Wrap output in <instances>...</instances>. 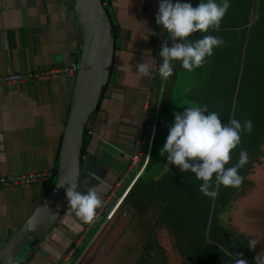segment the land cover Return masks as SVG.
<instances>
[{
	"label": "crops",
	"instance_id": "crops-1",
	"mask_svg": "<svg viewBox=\"0 0 264 264\" xmlns=\"http://www.w3.org/2000/svg\"><path fill=\"white\" fill-rule=\"evenodd\" d=\"M159 2L160 0L102 1L113 23V34L118 36L114 42L112 79L90 120V128H86L91 133L84 135V147L92 158L97 155L94 165L97 173L92 175L93 180L89 179L86 187H99L104 207L98 210V218L91 224L84 223L71 211L64 212L45 239L38 244V248L29 257H21L19 264H79L90 246H99L102 239L105 240L104 246L109 245L106 236L100 240L97 238L108 221L106 214L131 182L133 183L128 191L133 187L124 195L119 206L129 198L137 199L138 189L143 184L141 178L147 169L144 168L141 178L139 176V179L132 181L137 170L130 164V157L134 151V140L146 92L150 88L155 104L159 94L158 84L162 81L157 79L151 83L149 77L140 78L136 72L137 65L144 60L151 66L153 64L160 27L156 23ZM181 2L191 3L195 7L200 0ZM241 2L242 0L237 3L238 8ZM251 10L254 12L252 23H249L248 14V23L240 25L238 11L230 6L221 22L220 31L226 43L232 45L240 40L246 27L253 25L245 55L246 58L255 60L262 40L260 25L264 27V0H252L249 12ZM228 30L234 31L233 42L228 33L226 36L224 34ZM152 32L155 34L152 35ZM211 32L213 31L208 33ZM145 35L147 39L143 38ZM202 37L203 33L198 32L191 39ZM168 43L169 46L172 45L171 40ZM81 47L74 0H0V74L59 70L73 63L77 66ZM183 71L185 69L177 61L172 77L163 81L165 91H162L160 98L162 96L169 107L175 108L172 97H175L178 74ZM247 71L248 67L243 68L241 101L245 98ZM76 72L77 70L73 75L0 85V136L3 137L0 140V175L31 174L43 171L51 164L56 166ZM191 73L188 72L187 88H191ZM184 92L186 99L183 102L190 105L188 92ZM234 150L240 151L239 145ZM262 150L263 155L248 174L251 184L231 201L228 211L218 215L214 234L220 239L228 237V234L226 236L221 231L220 225L228 226L234 233L238 231L250 235L251 231V234H257L258 227L253 226L252 221H256L253 217L261 209L264 199V147ZM234 165L230 162L226 168ZM53 179L0 188V245L33 213ZM140 198L144 197L138 199ZM134 212L135 217L125 231L131 228L135 232L149 229L152 216L147 217V224L144 225L141 214L145 211L140 214ZM93 255L88 258L91 260L90 264L93 262Z\"/></svg>",
	"mask_w": 264,
	"mask_h": 264
},
{
	"label": "trees",
	"instance_id": "trees-1",
	"mask_svg": "<svg viewBox=\"0 0 264 264\" xmlns=\"http://www.w3.org/2000/svg\"><path fill=\"white\" fill-rule=\"evenodd\" d=\"M229 1L231 8H234L239 13V24H247L252 0H242L240 8L237 6L240 0ZM233 27H230V29ZM252 28L253 25L250 26L249 34ZM246 29L247 27L242 32L238 42L232 41L233 30L224 32L225 36L227 33L230 35L229 39L233 44L231 45L227 41L228 43L225 46L215 48L214 54L206 58L203 66L196 68L191 73V91L187 94V98L191 101L190 105L207 104L209 111L218 112L224 123H227L229 118ZM260 31L262 40L259 45L257 58L250 60L245 55L243 68L248 67L245 77V98L241 101L242 96L240 95L239 87L234 110V118L241 122L250 119L253 123L252 132L242 134L241 143L239 144L240 150H246L249 156V162L239 170V174L244 177L242 185L239 188H226L223 185H219L212 222L208 237H206L205 230L212 198L203 195L200 191L202 181L197 180L194 173H182L179 166L169 164L167 161L165 168L162 169L161 174L157 178L143 180L142 187L138 189L139 195L137 199L134 200L133 198L129 202L130 207L138 210L145 208L147 204L146 211L141 214V222L144 225L147 224V217L152 216L149 220L150 224H148V232L149 230L151 231V233L149 232L150 236L144 242L139 258L133 264H159L162 261L163 263L161 264H166L167 254L155 234L157 228H166L174 236V245L182 257L183 264H227V257L219 247L223 246L224 241L214 234L218 225L217 218L222 212L228 211L231 201L236 196L241 195L242 191L251 184L248 174L263 155L264 27L261 25ZM200 35L202 36V34ZM203 35L221 37L222 33L221 31H213L211 33H203ZM190 105L188 103L186 105L183 102L182 106L179 105L172 108L168 106L161 96L156 118L159 129L154 133L153 153L152 156L150 155L151 158L148 160L147 168L145 167L147 170L143 174L148 171L150 165L156 166L160 160L165 163L167 156L160 155V149L166 142L170 126L174 123V113H182ZM83 139H85V136H83ZM158 140L161 141L158 142ZM84 152L87 155V164H90L92 157L86 153L85 147ZM239 153L240 151L233 150L230 162L236 164L239 160ZM143 174L138 177L141 178ZM86 180L88 181L87 184L85 183ZM79 183L83 191V188L89 183V178L81 176ZM139 197L144 198L138 199ZM142 200L146 202L143 203ZM140 205L141 208H138ZM220 229L227 236V227L220 225Z\"/></svg>",
	"mask_w": 264,
	"mask_h": 264
},
{
	"label": "clouds",
	"instance_id": "clouds-1",
	"mask_svg": "<svg viewBox=\"0 0 264 264\" xmlns=\"http://www.w3.org/2000/svg\"><path fill=\"white\" fill-rule=\"evenodd\" d=\"M229 8V0H220L219 3L217 0H200L195 7L181 0L175 3L173 0H160L156 23L162 32L168 34L159 53L163 62L159 65L158 75L163 81L174 74L175 62L179 61L183 69L193 72L203 66L215 48L226 45V41L218 36L203 35L197 40L191 37L198 32L220 31ZM143 38L147 39V35ZM169 40L172 41L171 46ZM137 69L138 77H151L153 69L146 60L139 63ZM190 91V87L186 89V92ZM252 130L250 119L241 122L233 117L224 123L218 112L209 111L207 104H193L182 113H174V123L169 128L160 155H166L168 163L179 166L182 173H194L196 179L202 181L200 191L203 195L215 198L214 186L239 188L242 185L244 177L239 170L249 162L247 151L240 150L239 160L234 166L226 168V165L231 160V152L241 143L242 134H249ZM66 184L69 185L65 189L67 211L73 212L86 224L93 223L98 218V210L104 207L99 187L93 185L81 191L77 182L59 183V186ZM255 244V240L249 241V247ZM236 264H247V261L238 259Z\"/></svg>",
	"mask_w": 264,
	"mask_h": 264
},
{
	"label": "water",
	"instance_id": "water-1",
	"mask_svg": "<svg viewBox=\"0 0 264 264\" xmlns=\"http://www.w3.org/2000/svg\"><path fill=\"white\" fill-rule=\"evenodd\" d=\"M102 1L74 0L82 47L77 61V72L55 166L54 180L33 213L0 245V264H19L21 257H29L54 225L57 224L61 215L67 211L68 204L65 189L69 185L66 184L64 187H60L59 183L77 182L80 185L79 178L81 176L92 179V175L97 173V169H94L93 166L97 162V155L91 159L90 164L84 163L81 157L85 143L83 136L86 133V128H90V120L112 79L114 42L116 36H118L113 34V23L106 8L102 5ZM253 15L254 12L251 10L249 12V23H252ZM249 27L245 34L228 122L234 117L243 74ZM218 187L214 186L216 192H218ZM80 189L82 191L81 185ZM215 200L216 197L212 198L210 204L205 230L206 237L209 234ZM104 245L105 240L103 239L94 254L101 250ZM90 261L88 260L85 264H90Z\"/></svg>",
	"mask_w": 264,
	"mask_h": 264
},
{
	"label": "rangeland",
	"instance_id": "rangeland-1",
	"mask_svg": "<svg viewBox=\"0 0 264 264\" xmlns=\"http://www.w3.org/2000/svg\"><path fill=\"white\" fill-rule=\"evenodd\" d=\"M159 80L162 82L158 84L159 94L156 99L155 110L152 114V121L150 122L151 126H155V131L159 129L156 118L158 106L161 100L160 87L164 84L161 78H159ZM188 80L189 76L187 70L178 74L177 84L175 85V97H172V104H174L175 107L182 105L183 100L185 101L186 99L184 91L188 86ZM159 141L161 140H158V142ZM166 163L167 159L165 163L160 160L156 166L150 165L148 171H146L141 180H151V178L158 177L161 174L162 169L165 168ZM135 167L136 171L138 166ZM131 201L132 198H129L128 201L121 204L112 218L109 219L106 222V225L104 224V228L101 229L97 240L106 236V240H108L109 245L104 246L95 254L94 252L99 248V246H90L79 264H84L93 254L94 258L92 264H133L139 258L142 246L144 242L148 240L151 231L149 230L150 233L148 231L146 232L148 228L140 229L138 232L132 231V228L129 231L127 230V232L125 231L126 228L130 227L132 218L135 217L134 211H137V214H140L147 209V204L146 207L141 210L134 209L130 207L129 202ZM138 208H141V205L138 206ZM231 208L233 207L231 206ZM253 218L256 220L252 221V223H254L253 226L256 225V227H258L256 235L251 234V231H249L250 235H246L238 231L234 233L227 226L228 237H224L223 246H219L227 257V264H236L238 259L246 260L247 264H264V199L261 209L256 212V215ZM155 234L158 241L165 248V253L167 254L166 264H182V257H180L179 252L175 248V240L171 232L166 228H157ZM250 240L256 241L254 247H249ZM233 246L237 248V251ZM161 263H163V261Z\"/></svg>",
	"mask_w": 264,
	"mask_h": 264
},
{
	"label": "built area",
	"instance_id": "built-area-1",
	"mask_svg": "<svg viewBox=\"0 0 264 264\" xmlns=\"http://www.w3.org/2000/svg\"><path fill=\"white\" fill-rule=\"evenodd\" d=\"M173 2L175 3L176 0H173ZM166 36L167 33L162 32L161 27H159L157 40L155 44V50H154V60L152 64L153 70L151 72V77H149L151 83L155 82L157 79L160 78L158 75V68L159 65L162 63L163 58L159 55V53L161 51V44L165 39H167ZM76 70H77V66L76 64L73 63L70 66L59 70H44V71L28 72V73L4 72L0 74V85H9V84L21 83L25 81H36V80L47 79L53 76H60V75H73ZM163 86L160 87L161 93L163 91L162 89ZM155 104L153 103V97L151 94V90L149 88L146 92L145 99L142 105V111L139 118V123L137 126L136 136L134 140V151L130 157V164L133 166H139L132 181L142 173L145 166L147 165L150 156V152L153 145L154 133H155V126L154 125L151 126L150 122L152 121V114L155 110ZM90 133L91 130L86 129L85 135L86 134L88 135ZM81 157L83 158L84 163H87V155L85 154V152L82 153ZM54 175H55L54 164L47 166V168L43 171L34 172L31 174L10 175V176L0 175V188H8L15 185L32 184L38 181H49L53 179ZM132 183L133 182H131V184ZM131 184H129V186L126 187L125 191L123 192L122 196L117 200L114 207L107 213V215L105 216L107 220H109L113 216L115 209L119 206L122 198L127 193Z\"/></svg>",
	"mask_w": 264,
	"mask_h": 264
},
{
	"label": "flooded vegetation",
	"instance_id": "flooded-vegetation-1",
	"mask_svg": "<svg viewBox=\"0 0 264 264\" xmlns=\"http://www.w3.org/2000/svg\"><path fill=\"white\" fill-rule=\"evenodd\" d=\"M94 166V165H93Z\"/></svg>",
	"mask_w": 264,
	"mask_h": 264
}]
</instances>
